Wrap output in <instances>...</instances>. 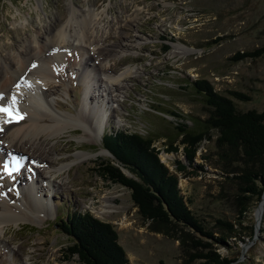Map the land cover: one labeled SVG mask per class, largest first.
I'll list each match as a JSON object with an SVG mask.
<instances>
[{"label":"rangeland","instance_id":"rangeland-1","mask_svg":"<svg viewBox=\"0 0 264 264\" xmlns=\"http://www.w3.org/2000/svg\"><path fill=\"white\" fill-rule=\"evenodd\" d=\"M70 2L79 18L87 17L89 8L97 14L86 19L90 27L84 41H69L61 48L66 70L51 83L56 85L46 86L49 99L56 102L54 110L75 117L79 114L83 84L76 68L85 50L96 56L88 57L84 64L92 69L87 72L96 73V79L104 78L101 72L117 75L132 67L107 92L109 115L102 135L122 129L152 137L162 161L177 174L190 209L215 235L228 234L227 242L237 247L219 245L187 227L144 220L129 189L98 174L97 161L111 157L108 151V155L80 160L55 173L51 186L46 169L55 170L81 150L95 153L104 148L102 135L99 143L82 140L81 128L73 126L58 135L41 134L37 151L52 160L46 168L43 163L38 166L39 159L13 157L20 168L8 176L0 157V204L24 205L21 192L27 193L31 166H37L42 172L36 190L48 207L30 216L31 220L10 222L0 230V264H79L77 255L70 256L66 250L69 238L55 224L73 209L90 211L110 222L130 264H182L190 253L199 252L200 246L193 244L197 239L209 241L214 249L233 258L231 264H264V200L250 204L245 218H237L238 183L232 174L239 172L243 161L219 159L216 131L208 129L211 138L200 141L195 156L205 170L185 173L174 163L176 158L186 162L180 143L183 135L177 126L185 123L188 130H197L206 116L203 97L192 80L205 78L226 95L229 89L249 93L250 100H236L237 107L264 110V54L229 59L238 50L264 47V0H42L38 9L32 8L36 0H0V53H9L12 69L18 67L13 53L32 54L30 34L36 33L44 41L46 32L53 33L65 22ZM10 42L13 48L9 49ZM175 45L193 50L178 52ZM99 48L102 52L97 53ZM23 100L28 101L27 94ZM6 137L7 133H1L0 142H6ZM169 143L178 147L176 152L167 150ZM217 219L232 223V229ZM253 221L255 232L250 236L248 226Z\"/></svg>","mask_w":264,"mask_h":264},{"label":"trees","instance_id":"trees-1","mask_svg":"<svg viewBox=\"0 0 264 264\" xmlns=\"http://www.w3.org/2000/svg\"><path fill=\"white\" fill-rule=\"evenodd\" d=\"M262 54L264 47L244 49L236 51L229 59L254 58ZM192 86L203 97L206 116L197 130H188L185 123L182 127L177 126L179 134L183 135L180 143L183 144L186 162L174 159L176 169L185 173L196 172V168L205 170L202 163L195 162V156L200 141L204 137L211 138L208 129H214L218 158L224 162L236 158L243 161L244 166L232 177L238 183L237 218H245L250 204H258L264 190V110L239 109L236 100L247 101L251 98L244 91L229 89V95L222 94L205 78L192 80ZM171 113L175 114L173 111ZM101 143L111 157L97 161L98 174L128 188L144 220L166 226L187 227L201 236L210 237L219 245L237 247L235 243L227 242L228 234L215 235L190 209L177 174L162 161L152 137L112 129L103 133ZM177 148L169 143L167 150L174 149L176 152ZM217 221L230 230L233 227L226 220ZM55 224L69 238L71 243L66 250L70 256L77 255L79 264H130L113 225L90 211L70 210ZM254 226V221L248 226L250 236L255 232ZM193 244L200 246L199 252L190 253L182 264H231L234 260L214 249L209 241L197 239Z\"/></svg>","mask_w":264,"mask_h":264},{"label":"bare ground","instance_id":"bare-ground-1","mask_svg":"<svg viewBox=\"0 0 264 264\" xmlns=\"http://www.w3.org/2000/svg\"><path fill=\"white\" fill-rule=\"evenodd\" d=\"M41 4L42 0H36L32 8L38 9L41 7ZM76 11L73 3L70 2L68 5V17L65 22L56 28L53 33L51 31L46 32V39L44 41L40 40L41 36L38 34H30L32 40H29L33 42L31 44L34 47L33 53L24 55L23 50L13 53L17 58V69L10 67L9 53H0V93H3V96H0V106L6 105L18 111L22 116L21 119L13 120L6 113L0 112V134L7 133L6 142H0V157L4 159L5 163H9V165L13 162V157L22 159L30 157L33 161L39 159L40 161H37L38 166L41 167L39 163H43L41 165H44L46 168V163L50 159L47 160L45 155L42 156L37 151L38 145L41 144V134L45 131H50L51 135H58L73 126H78L84 134L82 140L88 139L92 142L99 143L104 126L108 122L107 117L109 111L107 109L109 101L107 92L123 76L133 71L132 67H126L125 70L120 71L117 75L110 74L109 72H101L104 78L100 80V76H98L97 79L101 81L99 82L96 79V73L94 71V73L89 72L92 69L86 68V65L84 66L88 57L95 59L96 56L94 55L95 57H93L88 50H85V56L79 60V66L76 68L79 81L83 84L81 105L78 110L79 116H70L66 111L65 113H61L54 110L56 102L55 100L49 99L46 86L53 83L56 77L61 75L60 71L66 70L61 48L67 47L70 44L69 41L72 44L84 41L85 33H87L86 30L90 27L86 24L88 23L86 19L92 20L97 14L94 9L90 10L89 8V15L87 17L83 15V17L79 18L77 17ZM7 47L9 49L13 48V43L10 42L7 44ZM175 48L179 50L178 52H189L193 50L192 47L182 45H175ZM98 52H102L100 48ZM95 64L94 62L93 65ZM78 67L81 68L79 69ZM87 70L89 71L87 72ZM52 85L54 86L56 84ZM22 90L25 92H22ZM26 94L28 95V101L25 102L23 98ZM13 98H15V103H13ZM47 121L49 123L45 124ZM23 147L26 148L24 149ZM97 155H108V152L102 147L95 153L81 150L74 154L73 159H68V161L66 160L61 163L53 170L54 172L46 169L44 172L49 175L45 177L48 183L53 186L52 181L55 173H60L73 163ZM36 167L31 166L30 188H26L27 193L24 191L21 192L25 198L23 200L24 205L9 204L7 202L0 204V230L10 222L18 224L22 221L31 220L29 218L30 216H36V213L48 208L46 201L45 203L43 202L38 190H36L38 188V173L40 174L42 172ZM263 200L264 195L259 204ZM25 263V261L21 262V264Z\"/></svg>","mask_w":264,"mask_h":264},{"label":"snow or ice","instance_id":"snow-or-ice-1","mask_svg":"<svg viewBox=\"0 0 264 264\" xmlns=\"http://www.w3.org/2000/svg\"><path fill=\"white\" fill-rule=\"evenodd\" d=\"M0 96H3V93H0ZM13 103H15V98H13ZM0 112L6 113L9 117H11L13 120L21 119L22 116L19 114L18 111H15L14 109L9 108L8 106H0ZM7 122V121H6ZM18 161L13 160L11 165L9 163H5L3 167V172L11 176L13 172L18 171Z\"/></svg>","mask_w":264,"mask_h":264},{"label":"water","instance_id":"water-1","mask_svg":"<svg viewBox=\"0 0 264 264\" xmlns=\"http://www.w3.org/2000/svg\"><path fill=\"white\" fill-rule=\"evenodd\" d=\"M263 195H264V190H263V193H262V197H263Z\"/></svg>","mask_w":264,"mask_h":264}]
</instances>
